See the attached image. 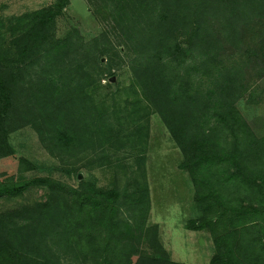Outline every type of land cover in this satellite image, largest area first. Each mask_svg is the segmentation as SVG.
Returning <instances> with one entry per match:
<instances>
[{
  "label": "trees",
  "instance_id": "trees-1",
  "mask_svg": "<svg viewBox=\"0 0 264 264\" xmlns=\"http://www.w3.org/2000/svg\"><path fill=\"white\" fill-rule=\"evenodd\" d=\"M92 2L110 29L88 39L74 27L55 36L69 0L0 18V158L15 156L9 134L30 126L64 165L27 177L41 168L19 156L17 174L0 176V199L43 191L0 209V264H192L171 260L147 223L152 113L194 190L185 228L212 238L207 264H264V133L237 107L264 93V0ZM121 63L122 99L100 83ZM123 150L136 158L129 172ZM98 167L112 169L105 186L78 176Z\"/></svg>",
  "mask_w": 264,
  "mask_h": 264
},
{
  "label": "rangeland",
  "instance_id": "rangeland-1",
  "mask_svg": "<svg viewBox=\"0 0 264 264\" xmlns=\"http://www.w3.org/2000/svg\"><path fill=\"white\" fill-rule=\"evenodd\" d=\"M52 2L53 0H0V18L30 12ZM93 10L92 0H69L64 15L55 21V36L57 38L65 36L71 27L76 28L85 39L99 34L102 29L109 30L107 24L99 22L92 14ZM112 71H114V80L109 81L111 75H107L100 83L110 84L107 85L106 90L113 91L116 87L120 88V99H122L125 95L121 88L129 84L130 72L125 63H121L120 68H113ZM258 84L264 88V76ZM237 107L254 133L263 134L264 93L256 103H247L245 99L239 100ZM148 130L143 163L150 198L147 223L157 226L158 239L171 260L207 264L213 252L210 233L207 230L195 231L185 228L189 220L197 218V209L193 201L194 190L190 179L187 173L179 168L181 153L155 113L149 116ZM8 140L15 151V156L0 158V176L17 174V157L19 156L41 168L25 172L24 175L27 177L44 176L47 174V168L64 166L46 150L37 132L30 126L14 130L9 134ZM116 157L127 166V170L124 169V171L129 172L134 169L136 158L130 152L118 151ZM112 173V169L104 167L80 170L82 177L88 175L95 177L99 186H105L110 181ZM52 176L72 185L77 182L73 175L67 176L59 170L52 171ZM42 196L43 191L40 188H32L22 196L11 199L1 198L0 209L12 207L20 201L40 199Z\"/></svg>",
  "mask_w": 264,
  "mask_h": 264
},
{
  "label": "water",
  "instance_id": "water-1",
  "mask_svg": "<svg viewBox=\"0 0 264 264\" xmlns=\"http://www.w3.org/2000/svg\"><path fill=\"white\" fill-rule=\"evenodd\" d=\"M114 80V76H110L109 81H113ZM79 177H81V174H78Z\"/></svg>",
  "mask_w": 264,
  "mask_h": 264
}]
</instances>
